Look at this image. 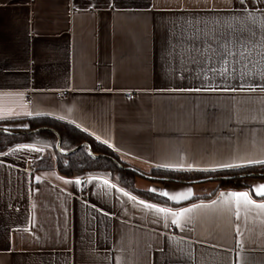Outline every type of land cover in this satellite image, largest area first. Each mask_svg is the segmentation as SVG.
Returning a JSON list of instances; mask_svg holds the SVG:
<instances>
[{"label": "crops", "instance_id": "crops-1", "mask_svg": "<svg viewBox=\"0 0 264 264\" xmlns=\"http://www.w3.org/2000/svg\"><path fill=\"white\" fill-rule=\"evenodd\" d=\"M37 112L108 140L144 171L264 158V0H0V120ZM47 154L33 143L0 152V264H264V215L237 219L220 198L250 188L163 204L105 174L39 169ZM83 176L85 191L65 182ZM136 185L193 195L216 187ZM140 200L206 207L166 226Z\"/></svg>", "mask_w": 264, "mask_h": 264}, {"label": "trees", "instance_id": "trees-1", "mask_svg": "<svg viewBox=\"0 0 264 264\" xmlns=\"http://www.w3.org/2000/svg\"><path fill=\"white\" fill-rule=\"evenodd\" d=\"M22 143L48 148V154L38 162L39 169L56 168L65 176L105 174L136 196L163 204L181 205L211 199L221 189H249L247 180L251 178L264 180V167L259 165L216 168L208 172L154 166L144 171L126 162L112 146L97 140L88 131L51 115L0 120V152ZM138 177L183 184L213 181L216 187L209 193L193 195L188 200L175 203L158 193L137 187Z\"/></svg>", "mask_w": 264, "mask_h": 264}, {"label": "snow or ice", "instance_id": "snow-or-ice-1", "mask_svg": "<svg viewBox=\"0 0 264 264\" xmlns=\"http://www.w3.org/2000/svg\"><path fill=\"white\" fill-rule=\"evenodd\" d=\"M204 90H212L215 91V88H205ZM227 90V89H224ZM196 91H200V89H196ZM232 91H235V89H232ZM26 115H32L31 112L26 113ZM36 115H41V113L37 112ZM63 119V117H61ZM86 131V129H85ZM100 138L97 137V140ZM104 144H108V140L103 141ZM19 149H33L32 145H20L18 146ZM18 150V149H16ZM13 150V151H16ZM35 151H42V149H34ZM259 165L261 167H264V158H244L243 163H223L219 165L221 168H247L251 166ZM167 167V166H165ZM189 171L191 170H198V171H215L216 169H193V167L190 165L188 167ZM39 179V177H37ZM61 179H63L61 177ZM92 179H97L96 177H93ZM66 183H75L79 184L81 181L79 179L75 181H65ZM104 185H109L108 180L103 181ZM110 187L114 188L116 187L115 184L109 185ZM250 191H229L227 193L221 192L220 198L221 202L225 204L226 206H234L235 208V215L237 219H240L241 217V210L244 211L245 218H247V215L249 213L255 212L256 215H264V184H259L255 186H249ZM150 192L156 193V189H149ZM121 192L124 193L125 196H129V198L133 201L137 200V197L131 196L128 192H125L123 189H121ZM162 197H166L168 200L172 201H183L188 200L192 195V189L188 188L185 191H181L178 193L170 194L168 191H161L158 193ZM253 195H256L257 197L261 198L259 201L256 199H253ZM213 204H216V201L212 202ZM140 205H143L145 208L154 210V212L157 215L163 216L165 220V224L167 226V222L170 220L171 224L176 226H185L186 223L190 221V217L187 215L191 213L195 208L198 207H206V205H193L190 208H179L178 210H174L171 207H161L156 204L146 203L143 200L139 201ZM237 232H239V226H237ZM248 264H254V262H248Z\"/></svg>", "mask_w": 264, "mask_h": 264}, {"label": "built area", "instance_id": "built-area-1", "mask_svg": "<svg viewBox=\"0 0 264 264\" xmlns=\"http://www.w3.org/2000/svg\"><path fill=\"white\" fill-rule=\"evenodd\" d=\"M65 93L66 92L64 90H61L60 92H58V95H59V97H62V96L65 95ZM134 94H135V92H133V91L126 92V96L129 97V98L133 97ZM80 181H81V184H82V188L85 191L86 188H87V178L85 176H83V177L80 178Z\"/></svg>", "mask_w": 264, "mask_h": 264}, {"label": "rangeland", "instance_id": "rangeland-1", "mask_svg": "<svg viewBox=\"0 0 264 264\" xmlns=\"http://www.w3.org/2000/svg\"><path fill=\"white\" fill-rule=\"evenodd\" d=\"M198 186H200V188H209V187H213L215 186V182L213 181H206V182H200V183H196Z\"/></svg>", "mask_w": 264, "mask_h": 264}]
</instances>
